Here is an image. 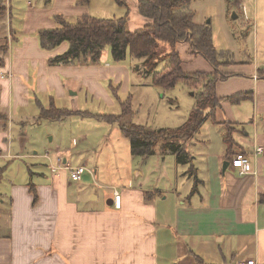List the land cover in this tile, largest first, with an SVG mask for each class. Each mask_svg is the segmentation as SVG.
<instances>
[{
	"label": "crops",
	"instance_id": "obj_1",
	"mask_svg": "<svg viewBox=\"0 0 264 264\" xmlns=\"http://www.w3.org/2000/svg\"><path fill=\"white\" fill-rule=\"evenodd\" d=\"M0 5V43L7 47L0 64V109L8 122L17 117L39 123L41 109L51 105L71 114L49 122L93 115L79 110L77 94L85 76L99 84L95 65L49 64L68 43L44 49L38 39L39 30L57 26L56 15L74 22L88 15V8L80 0H0ZM257 76L216 82L218 105L186 141L192 157L187 164L174 154L132 155L128 143V152L114 154L105 167L86 155V132L76 135L77 146H57L55 158L42 155L48 164L6 139L1 130L7 122L0 128V264H244L248 259L264 264V78ZM68 81L77 84L72 108L66 106ZM239 93L248 96L231 101ZM225 122L237 128L233 150L250 158L256 174L223 170L234 155L225 153ZM254 143L263 147L255 161ZM20 159L36 164L24 167L23 178H13L9 170ZM65 164L85 165L91 173L73 181ZM114 190L120 193L118 209Z\"/></svg>",
	"mask_w": 264,
	"mask_h": 264
},
{
	"label": "rangeland",
	"instance_id": "obj_2",
	"mask_svg": "<svg viewBox=\"0 0 264 264\" xmlns=\"http://www.w3.org/2000/svg\"><path fill=\"white\" fill-rule=\"evenodd\" d=\"M80 3L88 8L90 16L125 19L128 32L142 30L146 23L138 10V0H80ZM189 8L196 24L209 27L212 44L219 52L218 60L222 64L214 67L201 54L191 52L190 42L185 40L177 45L176 50L186 72H219V76L226 75L217 80L221 83L228 78H243L244 74L252 80V73H256L259 79L264 78V0H191ZM10 24L14 26L13 22H8V26ZM183 44L185 46H181ZM163 47L169 50L168 46ZM164 62L159 61L157 70ZM81 65H95L98 74L99 84H94L90 77L81 78L85 81L82 80V89L77 94L79 110L93 115L78 116L77 120L67 118L62 122L43 120L39 123L30 118L25 122L18 121L17 117H14V121L10 118L7 129L1 130L6 139L19 144V148L25 152L32 154L35 151V157H41L42 161L49 164V160L55 158L52 155L57 146L63 150L70 144L72 147L74 144L77 146L79 138L76 135L86 132L88 142L85 146L90 149L86 155L93 162L98 160L108 167L114 160V154L128 152L129 141L120 135L116 122L104 121L94 116L96 113L122 115L123 123L139 124L151 129L174 128L186 120L201 96V86H192L182 80L170 88L155 86L151 75L144 73L141 60L131 55L128 49L123 60H115L108 48L106 52L102 51L97 62ZM73 76L75 78L77 75L73 73ZM31 78L30 74L28 79ZM90 84L93 85V91L88 88ZM75 86L76 83L69 82L66 87L65 98L70 100V105L67 102L66 106L69 108L73 107L75 95L71 94L75 92ZM53 100L58 107L63 104L55 96ZM246 130L252 132L253 128L248 127ZM46 152L50 159L42 157ZM17 161L15 165L13 163L9 175L18 179L23 178L24 167L36 164L33 159Z\"/></svg>",
	"mask_w": 264,
	"mask_h": 264
},
{
	"label": "trees",
	"instance_id": "obj_3",
	"mask_svg": "<svg viewBox=\"0 0 264 264\" xmlns=\"http://www.w3.org/2000/svg\"><path fill=\"white\" fill-rule=\"evenodd\" d=\"M191 0H138V10L146 20L144 28L136 32H128L125 19H103L84 15L74 22L61 15H56L57 26L38 31L39 44L44 49H52L62 42L68 43L65 52L48 59L49 64H88L97 62L105 47H108L115 60H123L127 49L135 58L140 59L144 73L151 75L152 83L162 88L173 87L182 80L192 86H201V96L186 120L174 128L151 129L143 125L123 123L122 115H94L109 122H118L121 134L129 141L130 152L135 156H149L155 153L174 154L180 164L191 162V155L185 143L201 127L207 112L213 111L219 98L215 94V84L226 77L219 72H186L182 66L176 45L185 40L190 42L193 53L201 54L214 67L222 64L218 60L219 52L211 40L208 26L196 24L193 12L189 8ZM3 9L0 5V14ZM163 45L168 46L167 51ZM6 43H0V64L6 54ZM159 61H165L157 70ZM264 70V69H263ZM260 71V70H259ZM218 75V76H217ZM247 93H239L231 97L238 101L247 97ZM71 111L56 108H42L38 119L60 120L70 115ZM8 115L0 109V128H6ZM222 136L227 156L236 154L237 146L233 132L237 128L225 122ZM264 202V194L260 197Z\"/></svg>",
	"mask_w": 264,
	"mask_h": 264
},
{
	"label": "built area",
	"instance_id": "obj_4",
	"mask_svg": "<svg viewBox=\"0 0 264 264\" xmlns=\"http://www.w3.org/2000/svg\"><path fill=\"white\" fill-rule=\"evenodd\" d=\"M263 152V147L253 144V155L256 157L259 153ZM46 156V155H45ZM60 161V159H58ZM228 166L236 170L239 174L257 173L253 170L250 158L239 152L228 158ZM64 168L67 170L69 177L73 181H79L83 175L87 172L91 173V170L85 165L71 166L65 164ZM113 205L115 208H120V193L118 190L113 191ZM244 264H261L255 259H248Z\"/></svg>",
	"mask_w": 264,
	"mask_h": 264
},
{
	"label": "water",
	"instance_id": "obj_5",
	"mask_svg": "<svg viewBox=\"0 0 264 264\" xmlns=\"http://www.w3.org/2000/svg\"><path fill=\"white\" fill-rule=\"evenodd\" d=\"M227 166H228V161H224V163H223V170H225L227 168Z\"/></svg>",
	"mask_w": 264,
	"mask_h": 264
}]
</instances>
